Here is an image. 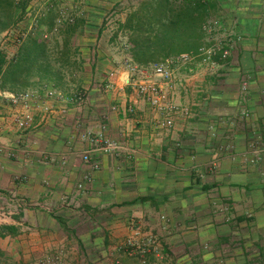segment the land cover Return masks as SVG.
Wrapping results in <instances>:
<instances>
[{
    "label": "crops",
    "instance_id": "crops-1",
    "mask_svg": "<svg viewBox=\"0 0 264 264\" xmlns=\"http://www.w3.org/2000/svg\"><path fill=\"white\" fill-rule=\"evenodd\" d=\"M65 1H30L29 22L35 17L39 34L44 31L40 18L59 16ZM82 1L90 6L85 14L79 8L77 29L99 35L97 43H78L89 79L81 86L83 107L50 101L52 113L42 120L35 110V126L26 132L12 122L14 107L0 99V139L16 153L13 159L0 156V209L9 207L12 193L35 203L0 218V226L14 229L0 235V264H31L53 255L77 264H264V159L246 165L241 158L249 130L264 126V0L212 1L210 14L235 18L242 42L219 68H177V101L194 116L176 117L169 131L156 129L149 105L124 82L128 47L124 43L126 53L118 59L111 53L122 51L110 42L129 11L106 23L97 7L108 0H71L76 8ZM114 69V88L100 92L95 84ZM241 76L249 80L248 120L240 117ZM46 88L71 96L49 81L30 90ZM128 106L132 114L125 113ZM62 108L65 115L59 118ZM77 119L94 131L105 126L107 137L124 143L123 153L99 156L100 168L91 171L79 157L85 145L71 139ZM228 144L234 146L232 154ZM41 153L63 157L65 164L44 163ZM87 174L90 182L84 180ZM15 176L25 180L14 182ZM77 183L89 192L66 206L62 196L71 197ZM149 240L156 242L158 254Z\"/></svg>",
    "mask_w": 264,
    "mask_h": 264
},
{
    "label": "built area",
    "instance_id": "built-area-1",
    "mask_svg": "<svg viewBox=\"0 0 264 264\" xmlns=\"http://www.w3.org/2000/svg\"><path fill=\"white\" fill-rule=\"evenodd\" d=\"M108 15L104 18L108 23L111 18ZM63 19L62 21L60 20ZM62 11L59 13L58 22H70L71 19H65ZM110 19V20H109ZM34 20L25 31H22L16 39L17 44H21L25 39L32 38L37 32V26ZM237 21L235 18L227 20L222 15H208L202 22L201 30L203 37L197 49L176 56L168 57L163 61L148 65L138 66L134 64L130 58H125L123 66L127 72L124 79L126 84L133 87L139 98L144 100L150 110L155 114V127L160 131H169L174 126L176 117L190 119L194 116L193 111L188 107L181 105L176 97V82L175 73L177 68H188L192 72L195 67H205L210 70L219 68L227 61L233 51L239 49L242 36L236 31ZM9 32L4 33L3 37L8 36ZM47 38L46 34L42 35ZM125 44V48H127ZM117 77V71L110 70L106 73L105 78L95 84L100 92H108L114 88L112 81ZM249 80L247 77L241 76L239 80L237 98L241 107L240 117L244 120L249 119V112L246 110V105L249 103ZM7 99L15 111L11 115L12 122L17 130L28 132L35 126V110L41 114V119L52 113L50 101L76 102L79 108L83 107L86 100L84 92H74L70 97H66L63 93L55 89L46 88L41 93L36 90H25L19 93H6L0 91V99ZM111 110H116L114 106ZM134 111L132 106L125 108V113L132 114ZM65 115V109L58 110V117L62 118ZM76 128V136H71L72 141L79 140L80 144H84L85 148L79 154L82 163L88 165L91 171H96L100 168L98 157L106 155L112 158H118L125 150L124 143L110 139L105 134V126L99 131H94L88 127L82 126V120L77 119L74 123ZM250 136L247 135L245 148L241 154V158L246 165H256L264 159V126H257L254 130H249ZM226 150L233 153V144H228ZM16 153L13 148L5 145L0 139V156L8 159H13ZM233 157V156H232ZM40 160L46 162H57L58 165L65 164V158L53 157L48 153H41ZM216 162H212V168L216 166ZM25 178L20 176L13 177L14 182H21ZM84 180L90 182L92 176L85 175ZM89 190L84 183H77L74 186V193L71 197L62 196L63 203L66 206H71L75 196L87 194ZM9 207L0 209V218L11 217L15 213L25 212L28 209L34 208L35 203H30L24 198L18 197L14 193L10 194ZM44 210H49L47 207ZM136 229L138 227L136 226ZM155 254H158V246L154 240H149L147 243ZM32 264H60L57 259L44 258ZM114 264H121L120 261H114ZM219 264H225L220 262Z\"/></svg>",
    "mask_w": 264,
    "mask_h": 264
},
{
    "label": "trees",
    "instance_id": "trees-1",
    "mask_svg": "<svg viewBox=\"0 0 264 264\" xmlns=\"http://www.w3.org/2000/svg\"><path fill=\"white\" fill-rule=\"evenodd\" d=\"M212 1H138L118 26L127 40L131 61L138 66H148L197 49L203 37L202 22L214 7ZM26 2L19 0L15 11L23 14ZM13 5L14 0H0V31L13 23ZM33 20L37 22L35 17ZM77 28L75 25L73 31ZM67 38L63 39L64 47L68 45ZM47 49V44L38 37L27 38L11 59L0 48V91L19 93L43 81H58L61 76L58 69H53ZM5 233L13 234V227L0 226V235Z\"/></svg>",
    "mask_w": 264,
    "mask_h": 264
},
{
    "label": "rangeland",
    "instance_id": "rangeland-1",
    "mask_svg": "<svg viewBox=\"0 0 264 264\" xmlns=\"http://www.w3.org/2000/svg\"><path fill=\"white\" fill-rule=\"evenodd\" d=\"M30 1L27 0L26 2L27 7L31 5ZM138 1L140 0H126L125 2H121V1L115 2V0H108L109 2L108 5L103 6L101 3H99L97 8L100 7V9L103 11V17H102L103 20L108 15H111L110 18L114 20L116 14L126 9L127 11H130L137 5ZM93 2L96 3L97 1L94 0ZM18 3L19 0H14V5L12 6V9H14V13H15L13 23L10 24L5 30L0 31V48L4 50L8 59H11L17 52V49L19 47V44L16 43L17 37L20 35V33H22V31H25V29L28 28V26L31 24V21L33 20V18H31L29 22L31 9L25 10L23 14H20L19 11H15L14 6H17ZM63 5L65 8L62 7L60 9V12L62 11L63 15L67 19H71V21L58 22L59 16H55V14L53 13L51 14L50 17L47 18L42 16L43 18L40 19H42L41 25L44 27L43 29L44 31H41L40 34L39 32H36V34L32 38L38 37V39L44 41L47 44L48 47L47 57L49 58V61L52 64L53 69H58L59 74L61 76L58 81H49V82L53 85L59 86L58 89H60V91L64 93L68 92L70 94H73L74 92L77 93L81 92L82 91L81 86H85V83L89 81L87 77L88 72H86V68L88 67L82 65L80 61L82 51L80 52L77 50L78 43H88V41L97 43L99 35H97L96 37L95 31H88L86 29H85L86 31H84L83 27H81V29L79 30L76 29L75 31H73L75 25L79 26L80 20L79 18L78 20L76 19V16H80V13H78V11L80 12V9L82 8L83 9L82 12L85 14L84 11L88 10L87 7L90 5L82 1L81 3H77L78 8H76L72 4L71 0H66ZM76 9L79 10L76 11ZM73 13H76V15ZM60 20L62 21L63 19L60 18ZM48 24L49 25L52 24V27H47ZM9 31L10 33L8 34V36L3 37L4 33ZM43 34H46L47 38H43L42 36ZM64 37H68L67 38L68 45L66 47L63 46ZM106 38L107 37L103 39L104 42L102 43H107ZM113 38H114V42L112 40L110 43H119L122 49V51H120V49L116 51L115 50L111 51L113 57L118 59L119 57H122V54L124 56L126 53V51L123 50L124 49L123 45L124 43L127 44V40L124 37V34L120 32L118 29L117 32L113 33L112 39ZM93 51L95 55L97 53L96 47H94ZM90 53L91 52L89 51V53L87 54L90 55ZM43 82H48V81H43ZM46 258L57 259L60 262V264H77L75 262L76 260H73L72 263H66L62 261V258L59 255H53ZM4 264H11V263L6 262Z\"/></svg>",
    "mask_w": 264,
    "mask_h": 264
}]
</instances>
